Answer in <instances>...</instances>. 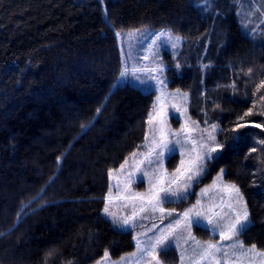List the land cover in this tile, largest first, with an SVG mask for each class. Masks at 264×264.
Masks as SVG:
<instances>
[{"label": "trees", "instance_id": "1", "mask_svg": "<svg viewBox=\"0 0 264 264\" xmlns=\"http://www.w3.org/2000/svg\"><path fill=\"white\" fill-rule=\"evenodd\" d=\"M142 29L185 38L166 55L169 87L188 93L193 120L220 126L211 173L238 185L244 241L264 248V127L252 126L264 123V2L0 0V264H95L136 249L103 208L108 173L145 141L159 96L119 83L116 33ZM158 257L180 263L176 247Z\"/></svg>", "mask_w": 264, "mask_h": 264}, {"label": "snow or ice", "instance_id": "2", "mask_svg": "<svg viewBox=\"0 0 264 264\" xmlns=\"http://www.w3.org/2000/svg\"><path fill=\"white\" fill-rule=\"evenodd\" d=\"M116 35L120 36L121 33H116ZM128 35H132V33H128ZM160 35H167L169 40L172 38L170 33H161ZM176 40L179 41L180 37H176ZM152 44L155 46L156 41L154 40ZM173 47H176V45L173 44ZM148 51L151 52V48ZM148 58L147 55L143 57L145 60ZM162 71L163 66L161 64H157L153 68L133 67L129 69L125 62L123 70L120 72V77L125 78L131 75L142 84L147 83V79L155 80L157 84H163V80L153 75ZM137 73L147 74V79L142 80ZM260 88H264V80L257 86V91ZM176 94H180L179 89L176 90ZM183 98L187 99L186 93L183 94ZM261 99H264V96ZM162 100L163 93L157 97V104L153 106V114L149 116V136L151 139L149 140L148 136L145 137L144 148L146 151L139 153L141 158L137 159V152L131 154V171H125L126 166L129 164L128 159L120 165L118 172L125 177L123 182L120 181V175H113V172L109 171L108 175L116 183L110 186L105 198L104 215L109 217L113 225L121 231L136 227L138 219L141 221L154 220L157 213H159L158 218L161 223L167 217L176 216L164 228H159L157 224L152 223L148 231L155 232L158 228L159 231L146 246H142L144 242L139 239V235H147V233L137 235L135 238L136 247L140 254L137 264H141L145 260H148L149 264H162L158 258V250L167 253L174 245L179 246L175 242L181 239L184 233L187 234L183 236L185 244L189 241L193 242L191 245L193 256L188 257L191 264H236L240 257L248 254L259 257L261 264H264V251H257L254 244L250 248H245L242 241L234 239L245 233L251 225L250 213L240 189L235 184L223 185L222 191L228 194V200L225 201L221 198L219 203L215 202L214 196L208 195L213 189L218 188L217 182L222 180L223 170L220 171L212 185L201 189V197H208L207 204H204L202 199H196L191 207L179 214H176L175 209H165L163 207L165 203L183 201L188 196L195 195L190 190L194 184L199 185L200 178L204 175L207 164L214 158L213 153L222 150L223 144L219 143L216 135H214L218 128L215 123L208 127L200 128L197 122L188 118L180 129L173 131L168 128ZM172 107L177 112L180 111L177 105L173 104ZM252 114V111L249 110L240 119L243 120L245 116ZM261 115H264V113H261ZM154 121H156V126L152 127ZM204 123L207 125L208 121L205 120ZM252 126L261 128L264 127V123H255ZM245 127H248V124H237L232 131L238 132ZM193 133L197 135L193 136ZM170 136L174 139H170ZM233 139H237V137ZM260 143H264V141H260ZM177 145L180 146L179 154L185 158H182L179 166L169 174L167 168L164 167L165 155L167 154L169 157L176 155L178 152ZM252 151H256L255 147ZM137 173L140 174V183H143L145 178H147L148 188L145 192H136L131 188ZM113 187L117 189L115 199L122 201L123 207L130 208V214L117 215V212L111 209L114 199L112 194ZM225 208H227V211H225ZM193 224L204 231H208L209 226H211V231L218 235L220 242L212 243L209 241L202 243L196 240L191 232ZM140 227H145V225L141 223ZM228 241L231 243H224ZM229 249L232 251L230 252ZM237 252L240 253L239 256H237ZM132 255L137 256V253ZM108 256L109 253L106 251L104 253L105 259ZM185 258V253L182 251L180 254L181 264H184ZM125 259V257H122L117 264H122Z\"/></svg>", "mask_w": 264, "mask_h": 264}, {"label": "rangeland", "instance_id": "3", "mask_svg": "<svg viewBox=\"0 0 264 264\" xmlns=\"http://www.w3.org/2000/svg\"><path fill=\"white\" fill-rule=\"evenodd\" d=\"M261 1L264 2V0H261ZM120 33H121V35L119 37H120L121 47H122V52H123V63L126 62L129 69H131L133 67H136V68H143V67L153 68V67H156L157 64H161L163 66V71L158 72V73H154L153 75H156L160 80H163L164 83L163 84H157V82L155 80L147 79V74H145V73H137V74L140 75L142 80L147 79V83L142 84V83H140V81L136 80L135 77H133L131 75L128 77H125V78H120L119 83L120 84L130 83L132 85L140 87L141 89H143L146 92L151 91V90H157V91H159V96H161V94L163 93L162 103L164 105V110L166 113L167 127L170 128L171 130L175 131V130L180 129V127L185 123L186 119H188V118H190L191 121H195L191 118L190 113H189V95H188V93L179 89L180 94L179 95L176 94L177 89H172L169 87V79H168L167 74H166V71H167L166 55L171 54V55L176 56L177 53L181 50V48L184 44L185 38L180 36V35L173 33L170 30H164L163 32H161V33H165V34L170 33L171 37H172L170 40H169L167 35L161 36L160 35L161 33H157L154 35L149 29L125 31V32H120ZM128 33H132V35H128ZM157 37H159V39H157ZM176 37H180V40L177 41ZM154 40L156 41L155 46H153V44H152V42ZM173 44H175L176 47H173ZM150 48H151V52L148 51ZM145 55H147L149 57L147 60L143 59V57ZM184 93L187 94L186 100L183 98ZM173 104L177 105L180 108L179 112H177L176 109L172 107ZM151 114H153V112ZM155 126H156V121L153 122L152 127H155ZM199 126H200V128L208 127V126H203L201 124H199ZM149 127L150 126L148 124L147 136L149 137V140H150L151 137L149 136ZM219 132H220V126H218L216 133H214V135H216L218 142H219ZM196 135H197L196 133H193V136H196ZM169 138L174 139L171 136ZM145 142L146 141H144L143 144L141 145V147L136 151L138 153L137 159L141 158L139 153H143L146 151V149L144 148ZM176 147L178 149V152H177L178 156L177 157L175 155L171 156V157H169L167 154L165 155L164 167L167 168L169 174H171L174 171V169L179 166L180 160L182 158H185L179 154L180 146L177 145ZM220 153H221V150L217 153H213L214 158L211 160V162H209L207 164L205 173L200 178L199 185L197 186L194 184L192 189L190 190L191 192L195 193V195H190L187 198V199L191 198V203L186 205L184 207V209L182 210V212L185 211L186 209H188L189 207H191L195 203L196 199H202V202L204 204L208 203V197H201V195H200L201 189L212 185L213 182L216 181V178L220 174L221 170H223V178L221 181L217 182L218 188L213 189L208 195L214 196L216 203H219L221 198H223V200H225V201L228 200V194L226 192L222 191L223 185L235 184V183L226 181L224 169H221L215 173H211V169H212V166L214 165L216 157L219 156ZM128 160H129V164L126 166V169H125L126 172L132 170L131 159L129 158ZM118 169H115L112 171L113 175H120L118 172ZM139 175L140 174L137 173L136 178L134 179L137 186L133 185L131 188L133 191H136V192H145L148 188L147 178H145L143 183H140L139 182ZM110 179H111V185L116 183V181H114L112 179V177H110ZM124 179H125V177L123 175H120V181L123 182ZM235 185L238 187L237 184H235ZM240 192H241V190H240ZM112 194L113 195L117 194V189L114 187L112 188ZM243 198H244V201L246 202V199L244 196H243ZM177 202H179V201H177ZM177 202H175V203H177ZM247 209L249 211L248 206H247ZM225 211H227V208H225ZM179 213H181V212L177 211L176 214H179ZM117 215H120V213ZM158 217H159V213L156 214V218L154 220L145 221L146 226L142 228L143 229L142 233H147V235L143 236L144 239L151 240V238L159 231V228H164L170 221H172L176 218L175 215L172 217H167L164 219L163 223H161ZM249 219L251 221L250 216H249ZM139 221H141V220H139ZM152 223H155L159 226V228L155 232L148 231V228L151 227ZM195 226H196L195 224L192 225L191 232H192V235L196 238V240H199L202 243L203 242H209V241L212 243L220 242L218 235L214 234L211 231V226H209V230L214 236H216V239H207V238L205 239V238L199 237L196 230H195ZM186 235H187L186 233L183 234V236H186ZM183 236L181 239H179L178 241L175 242V244L179 245V246L174 245V247L177 248L179 254H181L182 251L185 253L186 258H185L184 264H191V261L188 259V257L193 256L192 248H191V245L193 242L189 241L187 244H185ZM234 239L242 241L245 248H250L252 246V245H248L247 243H245L242 234H240L238 237H235ZM224 243L228 244L231 242L228 241V242H224ZM255 246H256L257 251H264V248L258 247L257 245H255ZM229 251L231 252L232 250L229 249ZM132 253H134V252L128 253V254L123 256L126 259L122 262V264H131L132 263V259H134V256L132 255ZM159 253H160V250H158V255H159ZM239 255H240V253L237 252V256H239ZM121 258L113 259L112 257L108 256V258L105 259V257H103L101 260H99L95 264H117V262L121 261ZM141 264H149V262L143 261V262H141ZM180 264H181V260H180ZM236 264H261V259L259 257H255L253 254H248L247 256L240 257V260H238L236 262Z\"/></svg>", "mask_w": 264, "mask_h": 264}, {"label": "crops", "instance_id": "4", "mask_svg": "<svg viewBox=\"0 0 264 264\" xmlns=\"http://www.w3.org/2000/svg\"><path fill=\"white\" fill-rule=\"evenodd\" d=\"M133 185H136V183H135V180H133V182H132V184H131V187L133 186ZM137 186V185H136ZM117 194H115V195H113V197H114V199H113V203H112V205H111V209L113 210V211H116L117 212V214H119L120 213V215H128V214H130V211H131V209L130 208H125V207H123L122 205H123V202L122 201H119V200H116L115 199V196H116ZM168 203H166L165 205H163V207L165 208V209H172V208H170L168 205H167ZM176 213H177V211H175ZM179 212H181L182 213V211H179ZM111 220V219H110ZM141 223H143L145 226H146V223H145V221H139V220H137V226L136 227H134V228H131V229H126V230H132L133 232H134V235H135V238L137 237V235L138 234H140V233H142V231H143V227H140V224ZM143 236L144 235H139V239L141 240V241H143L144 242V245H142V246H146L148 243H149V241L150 240H147V239H144L143 238ZM135 241H136V239H135ZM174 247V246H173ZM134 253H137V256H134V259H132V263L131 264H136L137 263V260H138V258H139V253H138V250H137V247H136V249L133 251ZM133 254V253H132ZM159 256V255H158ZM159 258V257H158ZM160 259V258H159ZM149 260H150V258H149ZM146 262H149L148 260H145ZM143 262V261H142ZM163 264V263H162ZM180 264V263H179Z\"/></svg>", "mask_w": 264, "mask_h": 264}]
</instances>
